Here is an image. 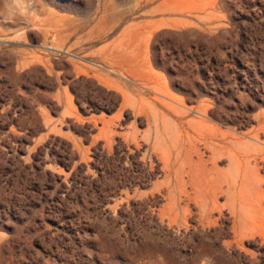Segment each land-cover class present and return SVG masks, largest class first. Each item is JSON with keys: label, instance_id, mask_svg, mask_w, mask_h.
<instances>
[{"label": "rangeland", "instance_id": "1", "mask_svg": "<svg viewBox=\"0 0 264 264\" xmlns=\"http://www.w3.org/2000/svg\"><path fill=\"white\" fill-rule=\"evenodd\" d=\"M0 264H264V0H0Z\"/></svg>", "mask_w": 264, "mask_h": 264}]
</instances>
